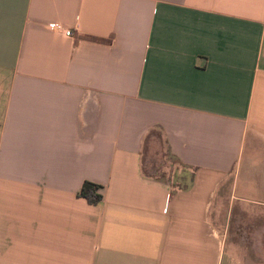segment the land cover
I'll list each match as a JSON object with an SVG mask.
<instances>
[{
    "label": "crops",
    "instance_id": "0c3cea01",
    "mask_svg": "<svg viewBox=\"0 0 264 264\" xmlns=\"http://www.w3.org/2000/svg\"><path fill=\"white\" fill-rule=\"evenodd\" d=\"M254 195L264 0H0V264H261Z\"/></svg>",
    "mask_w": 264,
    "mask_h": 264
},
{
    "label": "rangeland",
    "instance_id": "374dc122",
    "mask_svg": "<svg viewBox=\"0 0 264 264\" xmlns=\"http://www.w3.org/2000/svg\"><path fill=\"white\" fill-rule=\"evenodd\" d=\"M150 137L151 139L143 147V153L145 154L143 157H145L143 158L142 172L148 177L172 183V176L180 173L181 167L168 156L156 132L151 134ZM256 197V195L253 196L254 199H257L256 201L260 202L259 207H261L259 212V224L261 227L260 244L261 249L264 250V209H262L263 205L261 203L263 199ZM244 205L250 206L245 202ZM261 264H264V251H261Z\"/></svg>",
    "mask_w": 264,
    "mask_h": 264
},
{
    "label": "trees",
    "instance_id": "16d2710c",
    "mask_svg": "<svg viewBox=\"0 0 264 264\" xmlns=\"http://www.w3.org/2000/svg\"><path fill=\"white\" fill-rule=\"evenodd\" d=\"M170 157V156H169ZM171 158V157H170ZM173 159V158H171ZM174 160V159H173ZM175 161V160H174ZM177 163V162H176ZM180 167V173L174 174L171 178L172 183H170L171 187H176L179 189H185L189 187L190 181L192 179V171L177 163ZM99 188V185L89 182V181H83L80 185L76 195L79 197H83L87 203L89 204H96L99 202L101 196L97 192V189Z\"/></svg>",
    "mask_w": 264,
    "mask_h": 264
},
{
    "label": "built area",
    "instance_id": "2783aa9c",
    "mask_svg": "<svg viewBox=\"0 0 264 264\" xmlns=\"http://www.w3.org/2000/svg\"><path fill=\"white\" fill-rule=\"evenodd\" d=\"M48 32L52 34H61L65 38H72V33L70 30L63 28L61 25L56 23H48L45 25Z\"/></svg>",
    "mask_w": 264,
    "mask_h": 264
}]
</instances>
